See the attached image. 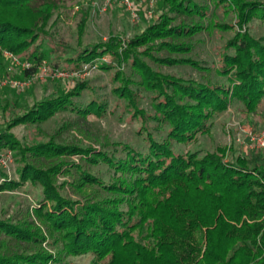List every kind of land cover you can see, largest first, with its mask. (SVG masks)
<instances>
[{
  "label": "trees",
  "instance_id": "16d2710c",
  "mask_svg": "<svg viewBox=\"0 0 264 264\" xmlns=\"http://www.w3.org/2000/svg\"><path fill=\"white\" fill-rule=\"evenodd\" d=\"M214 4L236 22L214 20L210 7L195 0H159L155 21L139 34L112 35L88 45L83 43L86 12L72 47L59 35L66 8L62 0H0V51L29 63L25 76H34L43 64L68 73L95 65L111 76L116 103L124 105L131 121L141 122L138 134L144 143L139 150L117 142L109 153L54 137L23 142L13 132L63 111L80 119L106 117L107 102H76L94 91L84 81L58 86L33 104L6 99L0 106V151L15 152L18 167L13 177L0 167V193L27 184L40 188L34 213L47 233L28 222L0 218L2 244L7 238L36 247L30 253L0 252V264H51L62 255L90 256L91 264H264V152L227 161V147L187 149L212 133L214 121L232 103L264 119V37L249 30L254 21L264 25V1ZM211 28L233 33L214 64L227 85L187 80L149 64L210 70L184 56L193 51L191 40ZM144 92L150 95L151 112L141 107ZM154 129L164 134L158 139ZM73 156L78 162L68 161ZM100 165L111 172L109 180L88 169ZM59 175L72 179L59 184ZM66 185L79 199L64 195ZM44 243L57 252L45 250Z\"/></svg>",
  "mask_w": 264,
  "mask_h": 264
},
{
  "label": "rangeland",
  "instance_id": "374dc122",
  "mask_svg": "<svg viewBox=\"0 0 264 264\" xmlns=\"http://www.w3.org/2000/svg\"><path fill=\"white\" fill-rule=\"evenodd\" d=\"M131 1L132 8L127 7L122 0H62L66 8L63 11L59 35L69 45L76 47L78 24L81 22L83 13L89 12L90 18L86 26L84 45L108 40L112 35L132 38L142 32L147 24L155 21L159 0ZM195 1L210 7V14L214 16V20L222 23L234 24L236 22L233 14L224 13V11L216 8L214 0ZM204 23L208 25L209 21L205 20ZM249 30L255 37H264V25L259 21L252 22L249 25ZM232 37V32H220L211 28L191 40L193 51L184 57L203 61L210 70L198 71L188 66L161 67L150 61L149 64L165 74L175 75L187 80L194 79L202 82L210 80L227 85L226 78L220 77L215 73L214 64L217 61L220 48ZM20 63H14L6 52L0 51V106L4 105L8 98L16 99L18 104L22 106L33 104L52 94L59 88L58 86H71L82 81L90 84L94 91L85 92L81 98L76 99L77 103L86 106L94 98L109 104L108 115L101 119L93 116H89L87 119H80L77 114L63 111L39 126H18L13 132L21 141L25 142L33 138L49 140L54 137L59 143L92 147L109 153L116 149L114 143L117 142L131 144L139 150L143 149L144 143L142 137L138 134L141 122L137 120L131 121L130 114L123 111L124 105L120 101L119 104L118 102L116 103L117 99L112 93L111 76L108 73L97 68L85 76H74L70 73H64V77L62 76L61 78L48 77L44 80L33 78L34 80L31 81L29 87L20 90L12 87L13 83L25 82L30 79V77L25 76L27 68L23 64L26 62L20 61ZM124 70L131 73L128 65L124 67ZM67 81L69 83H66ZM144 95L146 97L141 102V107L151 112L150 95L146 92H144ZM111 110H113L112 113H110ZM262 118L261 115L248 116L241 112V106L238 103H232L228 110L214 121L212 133L208 136H201L195 146H190L187 149L201 148L212 152L217 147L223 146L227 147L225 157L227 161L242 156L246 153L244 146L239 145L235 141L240 135L238 126H250L253 129L260 130L264 128V119ZM0 123H2L1 110ZM153 132L158 139L164 134V132L159 134L155 129ZM241 137L243 138L242 135ZM14 155L15 152H13ZM251 155L255 156L256 154L251 153ZM78 159L77 156H73L68 161L78 162ZM44 164L46 165L47 162L44 161L41 165ZM17 167L18 162L15 155L9 168L10 176H17ZM88 169L105 180H109L111 177V172L105 165ZM71 179L67 175H59L57 177L59 184H64ZM63 193L74 200L80 197L69 185L64 187ZM41 199L40 188H32L29 184L15 191L0 193V218L34 224L46 234L45 226L41 225L34 213V206ZM2 239L3 237H0L1 253H30L36 250L34 245L14 240L8 241L7 238L5 239L6 243L2 244ZM42 247L49 252H57V250H52L46 243ZM91 261L90 256L72 257L62 255L60 261L51 264H91Z\"/></svg>",
  "mask_w": 264,
  "mask_h": 264
},
{
  "label": "built area",
  "instance_id": "2783aa9c",
  "mask_svg": "<svg viewBox=\"0 0 264 264\" xmlns=\"http://www.w3.org/2000/svg\"><path fill=\"white\" fill-rule=\"evenodd\" d=\"M122 1L127 7L132 8L131 0H122ZM6 54L11 57L14 63L21 64L17 58L13 57L11 54H8V53ZM103 61H107V59H103ZM23 65L27 69H29L31 66L29 63H24ZM96 69L97 67L95 65H86L84 66L82 73L73 72L70 74L74 76H85L89 72L96 70ZM64 73H68V72L53 70L50 67H48L46 64H43L42 66L38 68L37 73L34 76L30 77L29 80L25 82H15L13 83L12 87L20 89V90H24L25 88L30 86L31 81L34 79L44 80V79H47L48 77L61 78ZM238 129H239L240 135H238L235 141L239 145L244 146L243 148L246 153L251 152L253 154H258L260 152H264V128L257 130V129H253L250 126L239 125ZM241 135L243 136V138L241 137ZM12 162H13V153L11 151L9 150L0 151V167L6 170L9 175H11L9 172V168Z\"/></svg>",
  "mask_w": 264,
  "mask_h": 264
}]
</instances>
